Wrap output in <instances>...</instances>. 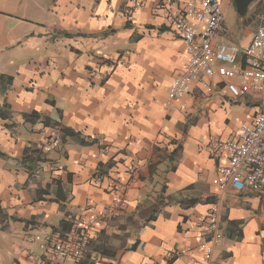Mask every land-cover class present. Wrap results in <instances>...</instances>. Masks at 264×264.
I'll list each match as a JSON object with an SVG mask.
<instances>
[{
	"label": "crops",
	"instance_id": "crops-1",
	"mask_svg": "<svg viewBox=\"0 0 264 264\" xmlns=\"http://www.w3.org/2000/svg\"><path fill=\"white\" fill-rule=\"evenodd\" d=\"M131 5L0 0V74L12 82L0 89V106L12 113L0 117V207L8 216L0 221V264H33L53 229L64 232L76 213L109 207L110 179L125 180L132 162L140 171L127 202L98 227L83 264L192 261L182 250L195 246L194 220L215 202L208 140L236 127L224 121L231 103L243 105L245 113H233L242 122L261 104L195 91L167 107L168 82L184 62L182 42L158 0H143L128 16ZM64 126L95 142L61 137ZM30 145L44 158L32 169L21 162ZM177 145L178 158L169 160ZM221 207L215 263L264 264V197L229 191ZM232 220L243 221L240 239L227 237ZM170 251L178 253L172 260Z\"/></svg>",
	"mask_w": 264,
	"mask_h": 264
},
{
	"label": "built area",
	"instance_id": "built-area-1",
	"mask_svg": "<svg viewBox=\"0 0 264 264\" xmlns=\"http://www.w3.org/2000/svg\"><path fill=\"white\" fill-rule=\"evenodd\" d=\"M142 2L132 0L127 15ZM158 2L169 28L182 42L184 55L182 66L168 82L167 107H176L195 91L205 97L221 94L229 102L250 97L261 104L248 122L234 117L236 127L225 136H211L206 146L209 158L215 162V202L194 220L196 244L183 248L182 253L192 256L188 264H216L215 251L224 237L223 196L231 191L264 197V13L250 39L241 44L227 39L223 0ZM139 171L140 164L132 162L125 170V180L111 178L109 187L114 196L110 206L76 213L68 231L53 229L44 251L33 256V264H83L90 241L98 236V227L123 210L129 183ZM177 255L170 251L168 260Z\"/></svg>",
	"mask_w": 264,
	"mask_h": 264
},
{
	"label": "trees",
	"instance_id": "trees-1",
	"mask_svg": "<svg viewBox=\"0 0 264 264\" xmlns=\"http://www.w3.org/2000/svg\"><path fill=\"white\" fill-rule=\"evenodd\" d=\"M11 83H12L11 79L0 74V89L1 90L9 88ZM11 114L12 113L8 108H6L4 106H0V117H2L4 119L10 118ZM59 134L61 137H68V138L76 141L80 145H89V144H92L95 142L94 140H85L79 132H77V131L69 128V127H66V126L60 128ZM37 149H38L37 147L35 148V146L30 145V146L25 147V149L23 151V155L21 157V162L23 164H26L29 169L36 167V165L39 162L44 160L40 149H38V150ZM179 150H180V146H178V145L174 149H172L168 154L169 160H175V158H178ZM3 155L4 154L0 153V156H3ZM7 217H8L7 214L0 207V221H3ZM11 218L15 219L13 217H11ZM242 223H243L242 220L229 221V224L227 227V232H226L227 237L240 239L242 236V233H241ZM69 228H70V222H68V227H67L66 231H68ZM94 240L90 241L89 249L92 246V243Z\"/></svg>",
	"mask_w": 264,
	"mask_h": 264
},
{
	"label": "rangeland",
	"instance_id": "rangeland-1",
	"mask_svg": "<svg viewBox=\"0 0 264 264\" xmlns=\"http://www.w3.org/2000/svg\"><path fill=\"white\" fill-rule=\"evenodd\" d=\"M225 9H226V18L225 25L227 28V33L229 39L233 41H240L245 39L246 35L253 33L257 25L262 19L264 13V0H254L251 2L248 8V12L244 17H240L235 10V5L233 0H223ZM233 107L228 111H225V120L233 123L234 115L241 116L242 113H245L244 108L241 104L231 103Z\"/></svg>",
	"mask_w": 264,
	"mask_h": 264
},
{
	"label": "water",
	"instance_id": "water-1",
	"mask_svg": "<svg viewBox=\"0 0 264 264\" xmlns=\"http://www.w3.org/2000/svg\"><path fill=\"white\" fill-rule=\"evenodd\" d=\"M252 1L254 0H233L236 13L240 17H244L247 14L249 5Z\"/></svg>",
	"mask_w": 264,
	"mask_h": 264
}]
</instances>
